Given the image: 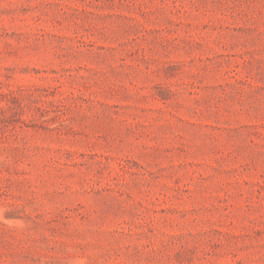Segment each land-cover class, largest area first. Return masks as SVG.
I'll return each mask as SVG.
<instances>
[{
    "label": "rangeland",
    "instance_id": "rangeland-1",
    "mask_svg": "<svg viewBox=\"0 0 264 264\" xmlns=\"http://www.w3.org/2000/svg\"><path fill=\"white\" fill-rule=\"evenodd\" d=\"M0 264H264V0H0Z\"/></svg>",
    "mask_w": 264,
    "mask_h": 264
}]
</instances>
